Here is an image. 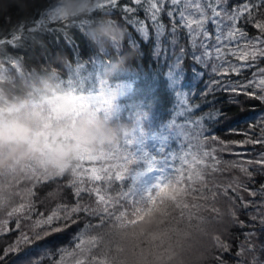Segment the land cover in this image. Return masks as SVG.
<instances>
[{
    "label": "trees",
    "instance_id": "1",
    "mask_svg": "<svg viewBox=\"0 0 264 264\" xmlns=\"http://www.w3.org/2000/svg\"><path fill=\"white\" fill-rule=\"evenodd\" d=\"M245 4L259 5L251 9V19L245 12L236 21V27L246 36L224 40L219 55L215 51L216 25L207 23L205 27L212 38L204 40L197 36L194 46L187 29L179 24L178 12L171 18L167 15L172 7L167 0L158 16V23L164 29L159 36L150 14L144 11L146 4L144 7L130 5L138 9L128 14L131 20L119 9H94L83 20H51L49 12L54 0H35L26 13L12 6L0 14V40L5 41L0 45V57L17 60L23 70L28 71L46 67L57 57L63 59L65 64L55 66L61 70L63 85L76 95H99L103 66L117 56L132 53L127 70L109 81L112 94L103 91L111 99V106L97 111L114 124L123 123L132 128L131 135L118 144L132 161L128 164L125 181L93 182L85 176L81 186L99 187L102 194L106 191L113 196L128 187L142 194L140 179L144 171L160 167L164 162L169 164L164 174V178H168L173 169H178L172 174L182 180L175 187L188 188L191 184L195 191L189 190L185 201L204 205L199 212L204 222L199 225H212L211 234L197 245L196 264H253L254 256L264 260V223H261L264 220V163H257L264 161V143L249 142L264 139V101L245 94H264L255 86L264 77L260 71L264 69V56L240 59L245 50L251 51L245 48L248 40L264 39L255 27L256 21L264 20V3L262 0H226L217 10L224 7L232 12ZM208 14L211 15L210 9ZM103 17L118 22L126 29V35L118 46L100 50L87 38V28ZM82 21L87 23L82 24ZM136 21L143 22L147 35L139 31ZM174 21L176 30L173 32ZM228 23L224 21V25ZM13 37L15 42L7 43ZM201 42L208 46L209 56L204 55ZM255 47L264 45L257 43ZM193 56L201 59L195 60ZM177 57H181L180 61ZM249 82H253L252 85L245 87ZM233 87L237 89L235 92L231 91ZM194 121L200 122L198 128L191 123ZM196 132L202 135L197 137ZM201 149L209 152L215 149L216 159L207 157L203 158V164L192 165L193 170H204L203 183H192L187 179L189 165L192 154ZM185 156L187 162L181 160ZM119 164H123V160L84 162L87 169L103 166L113 167V171ZM208 165H214L216 171ZM74 179L69 172L52 179L32 181L31 198L17 197L7 211L0 213V264H76L80 259L88 264L92 255L99 254V244L92 248L87 244L78 248L77 244L98 234L95 226L100 224V217L80 211L72 213L68 220L63 218V209L77 203L96 207L95 192H82V198L75 195L71 183ZM203 184L208 187L203 188ZM229 184L226 196L220 194L221 187H215ZM209 188L218 193L214 200ZM201 189L208 199L201 198ZM58 206L57 218L45 223ZM116 207L119 208V204ZM213 207L220 210L219 215L211 211ZM168 210L170 217L161 227L179 228L184 232L197 227L196 220L192 221V227H188L186 217L180 221V209ZM215 236L227 247L218 246L213 239ZM181 239L186 246L189 237L182 235ZM122 243L119 237H113V252ZM140 247L147 249L148 241L142 239ZM86 248L89 250L84 251Z\"/></svg>",
    "mask_w": 264,
    "mask_h": 264
},
{
    "label": "snow or ice",
    "instance_id": "2",
    "mask_svg": "<svg viewBox=\"0 0 264 264\" xmlns=\"http://www.w3.org/2000/svg\"><path fill=\"white\" fill-rule=\"evenodd\" d=\"M167 3L172 7L169 8L167 15L171 18L178 12L179 24L181 27L187 29L190 38L193 40V45L195 46V40L197 36H202L204 40L212 38V35L207 31L206 24L211 22L216 25L217 32L215 34L216 47L215 51L219 55L221 52V43L224 40L232 41L238 35L243 38L246 34L236 27V21L241 18V16L247 12L249 19L252 18L251 9L253 7H259V5L245 4L240 8L233 9L232 12H228L226 8L221 7L217 10L218 5H224L226 0H167ZM264 3V0H262ZM144 11L150 14V19L155 23L156 34L159 36L164 33L163 25L158 23V16L164 10L165 0H95V9L100 10H111L119 9L127 16L130 20L132 17L128 16L129 13H135L138 9L130 5H138L144 7ZM210 9L211 15L208 14ZM49 18L51 20H65L62 15H58L55 12L49 13ZM227 20L229 23L224 25V21ZM139 25V31L147 35L148 29L144 26L142 21H136ZM82 24L87 23V21H82ZM223 25V27H222ZM261 34L264 35V20H258L255 23ZM226 29V31H225ZM176 30V22L173 23V32ZM15 37L12 40L7 41L9 44L15 42ZM5 41L0 40V45H3ZM264 45V39L257 37L253 40H248L245 45L246 49H251V51L245 50L241 55L240 59H247L251 56L255 59L257 55L264 56V47L256 48V44ZM201 47L205 49L204 55L209 56L208 46L201 42ZM235 54V53H234ZM180 61L181 57H177ZM193 59L200 60V57L193 56ZM0 67H7L12 71H23L22 65L17 61L10 58L0 57ZM216 69L214 68V71ZM235 71L236 69L233 68ZM264 73V69L260 70ZM253 82H249L251 86ZM257 88L261 89L264 93V77H261L258 83L255 84ZM237 89L235 87L231 88V91L235 92ZM247 95H253L256 99L264 101V94L256 95L255 93H245ZM76 100L78 101L81 108L93 107L96 111L107 109L111 106V99L106 96L101 90L99 95L96 96H86V95H76ZM217 116H222L221 113H217ZM197 128L200 125L199 121L191 122ZM202 135L201 132H196L195 136L199 137ZM214 139V137H213ZM251 143H264V139L249 141ZM215 149L211 152L203 151L202 149L198 153L192 154V163L189 165V175L187 179L192 182L204 181V170L195 169L193 170L192 165L203 164V158L212 157L213 160L216 158L213 156ZM187 155V154H186ZM111 160H123V164L113 167L105 168L103 166L97 168L92 167L87 169L84 166L85 161H111ZM181 160L187 162L186 156L181 157ZM132 161L127 159L125 154L121 152L120 148L117 146L114 149L101 150L97 154H90L85 152L77 163L71 173L75 178L71 183L75 188V195L78 198L81 197L82 192H95L97 196L96 207L81 206L77 203L76 206L69 208H64V219L68 220L71 218L72 213H77L80 211L87 212L93 216L100 217V224L95 226L99 229L97 235L89 236L88 239L81 240L80 244H77L79 248L82 244H87L89 248L96 247L97 244L100 245V251L98 255H92L88 264H147L148 258L151 257L156 264H175V261L179 257V251L184 247L182 242V235L187 236V232L179 228L174 227H161L164 224L166 218L170 217L169 208L180 209L179 217L180 221L187 219L188 227H192V221L196 220L197 225L204 222V217L199 215L201 208L204 205L192 203L189 204L185 201L184 197L189 194V190L195 191L191 188L189 184L188 188L175 187L176 183L182 180V177H174L173 172L179 171L178 169H173L171 175L168 178H162L152 185L150 189L145 190L142 194H137L136 190L128 187L126 191H121L116 196L108 194L106 191L102 194V189L99 187H93L88 189L82 187L84 184V177L87 176L90 181H104L109 182L115 181H125L126 174L128 172V164ZM219 163V161H216ZM257 163H264V161H257ZM213 171H216L214 165H208ZM246 171V170H245ZM43 179H52L45 177ZM41 180V179H38ZM207 184H203V188H207ZM215 187H221L222 192L220 194L227 195L228 186L216 185ZM212 193L213 200L218 193L213 192L211 188L208 189ZM255 195V193H252ZM159 198V203L157 199ZM201 198L208 199L207 196L203 195V189H201ZM193 197V200H196ZM123 201V203H121ZM119 204V208L116 205ZM23 207V205H21ZM121 209H128V211H121ZM59 206L57 211H54L52 215L48 216L45 223H50L53 218H57ZM15 211V210H14ZM211 211L219 215L220 210L213 207ZM187 214V215H186ZM235 216V213H232ZM171 219H176L171 217ZM107 221V224L105 223ZM178 221V223L180 222ZM264 223V220L261 221ZM154 224L155 228L152 231L145 232L144 225ZM110 226V227H109ZM113 237H119L123 242L115 247L113 252L112 243ZM142 239L148 241L149 247L147 249L141 248L140 243ZM214 241L220 247L226 248L227 245L223 244L219 236H215ZM89 248L84 249L88 251ZM76 264H85L83 259L77 260ZM253 264H264V260H260L257 257H253Z\"/></svg>",
    "mask_w": 264,
    "mask_h": 264
},
{
    "label": "clouds",
    "instance_id": "3",
    "mask_svg": "<svg viewBox=\"0 0 264 264\" xmlns=\"http://www.w3.org/2000/svg\"><path fill=\"white\" fill-rule=\"evenodd\" d=\"M30 3L35 0H0V14L12 6L26 13ZM94 9L95 0H54L49 13L66 20H83ZM125 35L126 29L107 17L96 19L87 28V38L100 50L118 46ZM131 56H117L103 66L101 85L105 93L112 94L109 81L127 70ZM56 63L66 61L57 57L48 66L31 71L0 67V213L17 197L30 199L32 181L63 176L85 152L114 149L132 133L129 125L114 124L93 107L81 108L74 91L63 85ZM143 227L148 232L155 225ZM211 231L212 225L205 223L187 232L189 241L179 250L178 264H196L197 245ZM147 264L156 262L149 257Z\"/></svg>",
    "mask_w": 264,
    "mask_h": 264
},
{
    "label": "rangeland",
    "instance_id": "4",
    "mask_svg": "<svg viewBox=\"0 0 264 264\" xmlns=\"http://www.w3.org/2000/svg\"><path fill=\"white\" fill-rule=\"evenodd\" d=\"M135 151H137V148L135 149ZM169 164H165L163 162L162 165H160V167H155L152 168L150 170L144 171L141 174V185L143 186L144 191L147 189H150L152 187L153 184H155L158 180L164 178V174H165V169L168 168Z\"/></svg>",
    "mask_w": 264,
    "mask_h": 264
}]
</instances>
